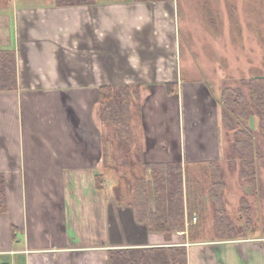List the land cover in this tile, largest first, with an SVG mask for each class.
<instances>
[{"label":"crops","instance_id":"1","mask_svg":"<svg viewBox=\"0 0 264 264\" xmlns=\"http://www.w3.org/2000/svg\"><path fill=\"white\" fill-rule=\"evenodd\" d=\"M0 48L15 49L18 79L0 90V264H108L111 249L173 246L188 264H264V235L203 237L214 220L188 216L193 173L227 160L220 95L207 77L181 74L175 0H0ZM114 85L141 90V177L182 166L184 228L173 194H150L149 215L170 228L151 229L136 206L139 175L118 185L103 169L100 88Z\"/></svg>","mask_w":264,"mask_h":264},{"label":"rangeland","instance_id":"2","mask_svg":"<svg viewBox=\"0 0 264 264\" xmlns=\"http://www.w3.org/2000/svg\"><path fill=\"white\" fill-rule=\"evenodd\" d=\"M175 1L182 76L207 77L220 97L227 87L240 88L249 94L247 82L255 76H264V0ZM141 104L139 93V97L134 99L131 106V145L121 138L117 125L107 122L101 125L105 151L103 169L117 184L123 173L126 175L125 179L134 182L133 178L137 175L140 178L144 171L140 163V151L144 143L141 131ZM241 126L253 134L256 143L257 154L253 172L257 181V193H252L247 179L241 175L247 167H244L243 159L233 148L235 131L223 125L227 163L219 165L226 183L223 205L230 223L233 224V230L228 234L234 237L263 236L264 135L260 131V119L257 114L244 120ZM212 170L210 167L194 172L193 176H196L191 180L192 190L189 192L195 198L194 202L202 206L200 219H205L210 229L212 220V225L216 224L217 210L211 196ZM176 177L177 174L174 173L175 180ZM207 197L211 205L209 209L214 215L210 218L204 217L207 211V202L204 199ZM199 235L215 237L218 233L206 231Z\"/></svg>","mask_w":264,"mask_h":264},{"label":"trees","instance_id":"3","mask_svg":"<svg viewBox=\"0 0 264 264\" xmlns=\"http://www.w3.org/2000/svg\"><path fill=\"white\" fill-rule=\"evenodd\" d=\"M60 5H76L89 3L93 0H56ZM249 94L244 93L240 88L227 87L221 94L223 103V125L230 130L235 131V141L233 148L243 159L246 171L241 175L247 179L253 194L257 193V181L253 172L255 164L256 143L253 134L241 126L244 120H248L252 115L257 114L260 119V131L264 135V76H255L247 82ZM17 58L15 49L0 48V90L17 89ZM169 93L177 91L176 83H168ZM140 87L132 85L121 86H102L100 88V101L102 103V118L110 124L117 125L121 138L128 144H132L133 131L131 128V106L136 97H139ZM212 167V188L211 196L214 200L217 210L215 215V227L220 237L230 236L233 230V224L230 223L223 205V191L226 183L222 176L219 163L213 162ZM151 169V178L141 177L137 179L136 192L143 194L141 198L136 199L142 205L143 212L139 219L148 222L149 228L157 230L170 229L163 225L167 222L149 215L148 200L151 193L173 194L181 202V216L175 219V229L184 228V205H183V170L180 163L164 165L153 164L145 167L147 172ZM251 172V173H249ZM174 173L177 174L175 180ZM3 177H0V212L7 211V202L5 194V184ZM97 187L101 189L104 184V176L98 175L96 178ZM117 193L119 188H117ZM188 195L189 190H188ZM177 201V203H179ZM172 199L170 200V203ZM200 204L188 205V216L190 219L197 214L201 217ZM249 208V207H248ZM249 210V209H248ZM183 215V216H182ZM182 221V223H181ZM164 222V223H163ZM181 224H180V223ZM180 224V225H179ZM108 264H188L186 247H151L136 249H111L108 254Z\"/></svg>","mask_w":264,"mask_h":264},{"label":"built area","instance_id":"4","mask_svg":"<svg viewBox=\"0 0 264 264\" xmlns=\"http://www.w3.org/2000/svg\"><path fill=\"white\" fill-rule=\"evenodd\" d=\"M194 219L196 220L197 218H196V217H194Z\"/></svg>","mask_w":264,"mask_h":264}]
</instances>
